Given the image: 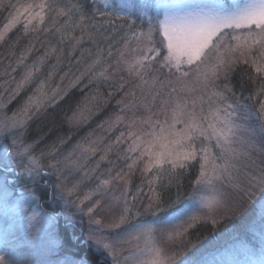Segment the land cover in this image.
<instances>
[{
    "label": "snow or ice",
    "instance_id": "snow-or-ice-1",
    "mask_svg": "<svg viewBox=\"0 0 264 264\" xmlns=\"http://www.w3.org/2000/svg\"><path fill=\"white\" fill-rule=\"evenodd\" d=\"M109 7L107 0L103 7L96 0H0V10L11 9L0 44L18 24L20 38L31 35L16 66L0 75L15 83L0 102V141H10L0 144V203L22 209L30 227L44 218L61 254L57 264H221L220 245L190 236L200 225L215 229L235 219L244 221V237L232 244L249 256L259 251L264 264V0L128 4L125 16ZM134 12L144 18L139 28ZM34 50L43 55L29 65ZM65 56L82 65L73 74L70 63L61 77H72L68 88L51 87V72L38 79L50 58ZM237 71L248 95L233 99ZM85 80L94 91L67 124L85 123L90 100L99 110L119 96V111L98 127L124 124L127 133L115 140L89 133L66 154L60 149L71 137H57L35 155L41 138L26 139L30 122ZM29 88L7 115L8 103ZM0 264L25 262L6 241Z\"/></svg>",
    "mask_w": 264,
    "mask_h": 264
},
{
    "label": "rangeland",
    "instance_id": "rangeland-1",
    "mask_svg": "<svg viewBox=\"0 0 264 264\" xmlns=\"http://www.w3.org/2000/svg\"><path fill=\"white\" fill-rule=\"evenodd\" d=\"M8 0H5L7 3ZM12 3L17 4H28L34 2V0H11ZM64 2H67L64 0ZM149 3L151 5H159V4H172V5H184L187 3L192 2V0H107L109 4L108 9H115L119 12H126L128 13L127 5L128 4H144ZM98 6L103 7L104 0H96ZM8 11H11L9 9ZM154 14V13H153ZM132 17L138 19L139 26L140 20L144 18H138V13H133ZM134 18V19H135ZM8 17L6 21L3 23L4 25L8 22ZM4 25L0 28L3 29ZM22 37V24H18L15 28H13L7 34L8 43L6 47L4 46L2 51L4 52V57L2 59V63L0 67V75H2L5 66L9 63H12L13 66H16L17 58L20 56L22 52L29 46L31 35L29 38H20ZM19 39V43H16L17 39ZM119 39V37H117ZM159 39V37H157ZM55 43V41H53ZM1 45V44H0ZM14 45V46H13ZM37 49L39 48V44H37ZM87 47V45H85ZM15 53V55H13ZM43 51H36L34 50L33 53L30 54L29 59L26 61L29 65H31L38 56H42ZM78 55V53H77ZM71 63L72 73L76 74L78 67H82V65H77L75 60L71 62L68 61L67 57L57 63L55 57L50 58L43 66L41 72L38 74V79H45L48 74L52 73V79L50 81L51 87L55 88L56 86H60L61 88H68L69 82L71 80V76L66 77L61 80V77L65 75L69 71V65ZM16 79L19 80L20 72L13 73ZM5 80H8L7 77L0 78V102H7L9 101V96L11 95L10 91H6V89L15 88V83L9 81V83H5ZM32 94V89H27L23 91L19 96L15 99L11 100L8 103V110L7 115H11L13 111L21 107L26 100L28 95ZM51 94V93H49ZM117 109V108H116ZM119 110H117L118 112ZM155 111V109H154ZM138 115H147V113H139ZM2 116V114H0ZM108 118L105 119V121ZM161 119H163L161 117ZM104 122V121H103ZM101 122V123H103ZM100 123V124H101ZM31 124V122H30ZM108 125L105 124V128ZM183 128L182 124H177L175 131L179 133ZM124 131L125 134L127 133V129L124 124L116 125L112 128L110 132H105L98 126L90 131H87L83 134L80 139H77L75 142L67 144L66 146L63 145L61 147L62 153H67L71 149V147L79 140L87 136L89 133H94L95 136H107L110 140H115L117 136L120 135V132ZM30 132V129H29ZM26 137L27 140L31 141L30 133ZM164 135H168L165 133ZM95 136L93 138H95ZM176 137H169V139H174ZM166 142V141H165ZM10 141H0V144H7ZM45 147V146H44ZM43 148H36L34 149V154L39 156L40 152ZM43 151H47L44 149ZM213 151L215 152L216 149L213 147ZM43 163H47L45 159ZM19 171V169L17 170ZM54 179V177L52 178ZM139 175H137L133 181V191L135 190V184L139 183ZM147 189L145 188V192ZM51 190H48L50 194ZM43 192H41V203L43 204ZM34 207V206H33ZM43 207L48 211L52 212L53 209L49 208L47 204H43ZM39 211V209H36ZM59 211V209H57ZM143 219V217H142ZM61 225H63V220L60 221ZM30 222L27 219V216L24 214L22 209L19 208H9L5 209L4 205L0 203V249H3L5 246V242L11 246V250L17 254V258L23 260L25 264H57V261L61 259V254L55 251V241L49 236L50 226L46 223L42 216H38L35 220L31 221V224L34 227L29 226ZM231 224V223H230ZM115 231H120L119 229ZM35 234V240H32V235ZM236 236H240L241 239L244 237V231L240 229V227L233 226L231 224L230 227L224 228V230L219 233L218 236L215 238L210 237L206 238V241H213L214 243L221 246V252L218 255V258L221 264H232L233 259L241 260L242 264L243 261L248 260L250 264H258L259 259L261 258L259 251H256L253 255H246L241 245H233L232 240L236 238ZM239 250L238 255H233V252ZM127 254V252L125 253Z\"/></svg>",
    "mask_w": 264,
    "mask_h": 264
},
{
    "label": "trees",
    "instance_id": "trees-1",
    "mask_svg": "<svg viewBox=\"0 0 264 264\" xmlns=\"http://www.w3.org/2000/svg\"><path fill=\"white\" fill-rule=\"evenodd\" d=\"M67 1V0H65ZM91 2V0H89ZM107 11H118L115 9H107ZM8 10H0V28L4 25L3 23L6 21L8 17ZM121 16H125L128 13L119 12ZM133 18V17H132ZM135 18V17H134ZM133 18V19H134ZM136 19V18H135ZM137 20V27L139 28V21ZM6 47V44L0 45V61L6 56H4V52L2 51L3 47ZM0 67L1 63H0ZM1 69V68H0ZM232 85L235 88L236 97L233 99H239L242 96H247L248 91L246 89H241V74L240 71H237L233 74V78L231 81ZM87 81L85 80L78 87L72 89L70 93L59 100L54 106H49L46 111H42L39 113L30 124V137L31 141H34L36 137L41 138V142L36 144V148L42 150H48V146L52 144L53 141L57 139V137H71V140L68 144L75 142L77 139H80L83 134L91 129L97 127L101 122L105 121L106 118H109L113 113H116L118 108L116 107V100L119 99V96H116L114 99L110 101L109 104L105 105L103 109L97 110V101L90 100L87 104V107L82 108L83 116L87 117L85 123L80 127H72L69 126L66 122L65 117L72 114L73 111H76L77 104L82 103L86 96H90L93 93V89L85 88ZM81 89H84L82 92ZM102 92L108 91L107 89H101ZM243 102V101H241ZM117 108V109H116ZM89 109L92 110V115H89ZM98 111V114H96ZM67 145V144H66ZM65 145V146H66ZM45 146V147H44ZM185 186L187 188V181H185ZM236 227H240L243 230L244 221L240 219H235L227 224L218 225L215 229L209 225H200L195 231L192 232L190 239L195 240L197 236L203 237L204 239L210 237H216L221 233L224 228L230 227L231 224ZM244 231V230H243ZM240 237V236H239ZM84 249H81L83 252ZM231 264V263H230Z\"/></svg>",
    "mask_w": 264,
    "mask_h": 264
}]
</instances>
